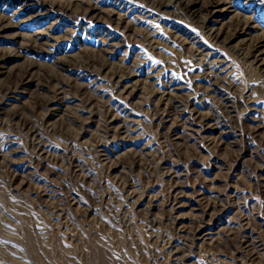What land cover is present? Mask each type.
Masks as SVG:
<instances>
[{"label":"rangeland","instance_id":"obj_1","mask_svg":"<svg viewBox=\"0 0 264 264\" xmlns=\"http://www.w3.org/2000/svg\"><path fill=\"white\" fill-rule=\"evenodd\" d=\"M0 264H264V0H0Z\"/></svg>","mask_w":264,"mask_h":264},{"label":"bare ground","instance_id":"obj_2","mask_svg":"<svg viewBox=\"0 0 264 264\" xmlns=\"http://www.w3.org/2000/svg\"><path fill=\"white\" fill-rule=\"evenodd\" d=\"M210 1V0H209ZM243 24H246V22L244 23L243 22ZM260 42H261V38H260ZM246 57H250V59L253 61V60H255V58H256V56H254L252 53H251V55H250V53H248V55L246 56ZM261 57V56H260Z\"/></svg>","mask_w":264,"mask_h":264}]
</instances>
